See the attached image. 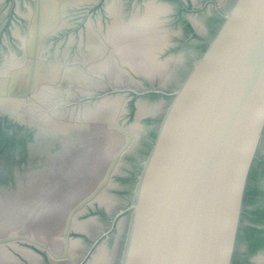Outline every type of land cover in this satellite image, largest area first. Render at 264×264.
I'll return each instance as SVG.
<instances>
[{"label": "water", "instance_id": "water-1", "mask_svg": "<svg viewBox=\"0 0 264 264\" xmlns=\"http://www.w3.org/2000/svg\"><path fill=\"white\" fill-rule=\"evenodd\" d=\"M73 90L60 109L128 100L119 89ZM170 96L127 207L119 264H232L247 177L264 152V0L234 1ZM22 120L0 108L2 133Z\"/></svg>", "mask_w": 264, "mask_h": 264}, {"label": "bare ground", "instance_id": "bare-ground-1", "mask_svg": "<svg viewBox=\"0 0 264 264\" xmlns=\"http://www.w3.org/2000/svg\"><path fill=\"white\" fill-rule=\"evenodd\" d=\"M82 2L84 1L38 0L37 9L31 8L30 5L27 7L28 11H25L27 13H25V17L28 20L29 35L21 39L25 56L22 57L23 59L13 61L12 53L10 60L4 61V72H7L9 64L12 66L11 68H14L16 64L19 67H15L12 72L10 71L8 74L0 76V104L2 102L4 105L12 103L13 106H17L23 103L24 101L22 102L18 96L20 92L26 95L23 98H27L28 102H24L20 107L0 106V108H3L18 119L25 117L35 121L36 117H33L32 111L37 110L38 101L41 104L43 103L41 98H47V91L53 89L52 85H55L56 82L58 83L62 80L60 84L63 87L65 81L67 84L73 81L76 82L75 85L79 91L87 93L88 90H91L89 86L93 84L87 83L84 85L81 83L85 75L82 65L87 68V71L94 66H99L102 71H105V74L111 77V81L114 83H118L120 80L126 81V77L122 76L121 67L123 65H129L130 68H138L142 72H150V75L155 70L158 72L159 85H167L168 81L164 76L165 72L163 73L164 69L167 68V64L158 61V58L156 59L155 57V53L163 48V46L161 48V45L165 41L164 34L167 31L163 32L160 30L162 28L156 27L155 22L159 21V15L166 10L163 9L166 7H163L164 4H156L151 1L145 4L141 12L134 10L124 19L121 16L122 10L119 7L120 0H110L106 6L110 19L105 26L104 33L100 31L101 25L95 27L93 26L94 24L91 25L89 23L93 27L90 26L87 29V52L85 51L86 53H84L83 51L85 63L83 62L84 64L78 66L74 61L72 64H70L71 62L64 63L63 58L61 60H46L44 58L46 62H51L49 71L44 74H42V71L38 73L37 68L39 65L37 63L38 67L35 66L36 60L30 54L35 52V48L40 43L39 39L44 36L43 33H51L56 30V24L54 25V23L58 19V14L61 13L59 12L60 9L66 8L67 5H77ZM172 58L174 59V57ZM19 69H22L21 72H18ZM35 79L41 80L40 86L32 88ZM102 84H104L102 81L94 83L95 86L100 85V87ZM5 87L9 88V92H3ZM58 87L59 89L62 88L61 86ZM29 92H33V98L29 96ZM112 96L115 97L112 98ZM122 102V95L117 94L103 97L93 102H84L80 106L73 105L67 111L60 112L58 116L61 117H59L62 120L61 122L56 120V118H47L46 115L45 119L43 118L44 121L41 120L40 122L49 124L52 128L62 127L63 133L65 131L68 134V138L75 139L74 144H72L73 148L70 147V151L63 152L64 147H61L63 150L56 153L51 151L44 152L43 150L35 152V149H31L26 157L33 158L29 160L37 167L29 165L28 159V165L26 166L21 164L19 166L17 165L18 162H14L12 165L11 163L0 165V187L10 186L12 188L9 195H5L8 201L5 203L6 205L2 201L4 198L2 194L4 193L0 192V264H19L8 250L7 245L9 244L26 256L30 264L38 263L35 259L36 253H34L35 255L31 254V250L28 252L29 249L26 250L20 248L19 245L17 246L16 238L28 242L33 241L41 248L46 245L48 253L53 260L71 261L74 253L72 254L70 249L76 241H65V237L63 240L59 232L75 229L91 233V224L86 219L85 221L78 219V215L83 212L87 204L97 201L111 209L113 199H108L100 191L104 192V187L109 185L108 176H110L111 172L117 170L116 159L119 154L129 148L131 140L129 135L131 132L129 133V130L126 132L116 126V119L124 109ZM161 106L162 104L141 101L137 105V114H159L162 112ZM40 107V109H44L46 106L40 105ZM136 123L134 122L131 127L138 125ZM111 129L115 133H112ZM35 135L29 137L28 142L45 139L38 138L37 134ZM16 154L19 155L20 152ZM20 158L22 157L19 156L15 159ZM63 161H65V164L70 162L64 170L61 167ZM67 175H70V177L65 186H63V181ZM63 188H67L64 193H62ZM104 194L106 193L104 192ZM102 251L91 258L90 264H99L100 262L105 264L112 261V257L109 259L107 256L104 257Z\"/></svg>", "mask_w": 264, "mask_h": 264}, {"label": "flooded vegetation", "instance_id": "flooded-vegetation-1", "mask_svg": "<svg viewBox=\"0 0 264 264\" xmlns=\"http://www.w3.org/2000/svg\"><path fill=\"white\" fill-rule=\"evenodd\" d=\"M18 1L19 0H9L5 14L8 16V19L11 18V20H14L13 25L16 24L17 28L20 31L27 32V27H28L27 18L24 16L23 13H19L14 9L15 5H18L17 3ZM24 1L25 4H23V6L25 8L23 11H25L29 5L31 6V8H33L31 4L33 3L32 0H23V2ZM150 1L156 4H160V3L161 5L164 4L163 7H166L163 8L164 10L166 9L164 11L165 13L162 12L159 15L161 21L159 19V21L155 22L156 25L154 24L156 27H161L162 29L160 28L158 29L162 30L163 32L167 30L164 34L165 41L161 45V48L162 46L163 48L161 50H158L157 53H155L156 54L155 57L156 59L158 58L157 59L158 61L160 62L162 61V63L167 64L166 66L167 68L164 69L163 73L165 72L164 76L167 78L169 84L167 83L166 86L159 85L158 72L155 70L152 71L151 73L152 75H150L149 74L150 72H142L138 68L135 67L130 68L129 65H123L122 67L125 68L123 69L121 67V70L123 71L122 76L126 77V80H128V82L127 81L123 82L119 79L120 82L114 83L113 81H111L112 80L111 77L105 74L104 73L105 71H102V69H98V71L97 69L96 70L92 69V71L90 70L87 71L86 68L88 74L91 73L92 75L97 76L100 79H103L102 82L105 81L104 84L101 85V87L89 86L91 90L98 89L99 91L101 90L100 92H102L105 90L109 91L113 89H119L122 90L128 97V100L125 103L127 108L126 109L127 111L125 113L128 115H126V119L124 117L125 115L123 114L120 115V118H122L120 120H122L121 123L123 125L125 124V122L126 123L135 122L134 119H135V114L137 112L138 102L146 101L147 103L150 102L156 103L153 100L158 99L159 102L157 103L162 104L161 111H163V109L168 104V101L171 97L170 93L173 92L176 87H178L179 83L187 75L188 71L191 68L192 62L205 51L209 42L211 41V39L219 29L225 14L230 10L235 0H225V2L224 0H120L119 7L122 10L121 12L122 18L126 19L130 15V13L134 10H138L139 12H141L145 4ZM109 2L110 0H103V3L99 1V3L96 4L94 2L92 3V5H87L82 8L81 6L73 7L72 13L76 14V17H79L80 15H86L87 13H91V15L99 13L100 16L98 21L93 23L88 22L83 26V28H79L78 25L79 23H76L74 27L77 26L76 29L79 28L78 30L79 35H81L80 40L78 41L77 45L74 44V46L71 49L69 46H68L69 48L66 47L60 51L56 49L55 54L57 53L56 54L57 58L59 59L63 58L62 60L64 62L67 63L71 62L70 64L75 62L77 65H82L85 63L83 60V56L84 53L87 52L86 51L87 46L85 44L87 29L93 24H94L93 26L95 27H98L97 25L99 26L101 25V27L102 26L103 27L102 28L100 27V31L104 33L105 26L107 25L108 20L110 19L106 11V6L108 5ZM80 5H83V3ZM92 17L94 18L95 16ZM89 23L91 25H89ZM197 24L200 26H198ZM163 27L166 29L164 30ZM8 30H10V28H8ZM10 31L12 32V30ZM60 31L61 30H58V34L56 35L57 37L60 36ZM57 37H55L54 42H57L59 40ZM11 42L14 45V49H11L12 51L10 50L11 54L14 53V55H17V57L18 56L21 57L23 53L22 51L23 47L21 43L19 44V41L16 39L11 40ZM183 43L189 44V48H187V50L177 52V50H179L178 48ZM2 44L7 45V43L5 44L3 42ZM190 46L192 47V49H190ZM170 57L171 59H169ZM172 57H174V59ZM168 61L170 62L168 63ZM186 62H188L189 65H187ZM82 66L85 68L84 65ZM166 71L168 73L167 75H166ZM125 72L127 73L125 74ZM76 87L77 86L75 85L73 89H75ZM161 114L162 112L160 114L149 113V114H143V116L141 117L142 119L149 118L152 120L151 128L148 129V132L145 131L146 133L150 134V137L148 140L145 141L147 148L145 149L144 154L139 148V145H142V143H144V140L141 138L142 140L139 141L136 138H134L133 144L131 145L130 143L129 148L122 155V158L127 157L130 159H134L137 162L136 171L133 170L131 166H124L125 167L123 169L124 174H122L121 176V179H127V178L133 179V182L129 188V192L131 194H133V188L135 185L137 175L140 172L142 162L145 156L148 154L151 144L155 138L157 127L161 119ZM136 124H138L137 126H142V123L140 121ZM140 151L142 155L139 154ZM108 180H109L108 181L109 187L110 189L113 190L111 196L109 195L107 196L108 199L111 200L113 199L112 200L113 205L111 209H108L105 205L100 204L97 201H94L91 204H87L83 212L78 215V219H79L80 215L85 213H90L91 211L101 213V215H98L99 217L88 216L86 218L79 219L84 221L86 219L91 224L92 232L88 233L86 231H80L75 229H69L66 231L59 232V235L60 237L63 238V240L65 236L64 233H68L66 234L67 237H65V241L67 240L76 241L74 242L75 244L72 245V248L70 249L72 250L71 251L72 254L74 253L71 261L53 260L50 254L48 253V247H46V245L43 248H41L37 246L33 241L22 242L17 240L18 238H16L15 242L17 246L19 245L20 248L26 250L29 249L28 252H30L31 250L30 252L31 254L36 253V255L35 254L34 255L36 261L38 262L37 264H87V263L90 264L92 261L91 258H93V256L96 255L97 253H100L101 250H103L102 253H104V257L107 256L108 259L114 255L112 257V261L106 262L105 264H117L120 259V255L122 254L125 235H126L128 216L124 215V213L126 214L128 212L127 206L131 202V197L129 200H126L128 204L123 205V207L120 209H115L116 202L114 203V198H116V196L114 194L119 190L124 189L125 185L123 182H121V180H118L115 183L112 182L113 184L110 182V178H108ZM104 216L106 217L107 220L104 218ZM99 218L100 219L103 218L102 221ZM114 226L116 228L124 226V228L121 233V238L119 239V242L117 244V249L114 252V254L111 255L109 244L114 238L112 234V231L115 228ZM9 245H7L8 250L11 252V254H13V256L16 258V261L19 262V264H30V261L26 256L21 254L12 245L10 246ZM115 254L117 255V257H115ZM99 264H102V262H100ZM232 264H264V152L263 151H261L258 154V156L255 158L247 177V183L243 196L242 212H241L240 223L236 236V243L233 253Z\"/></svg>", "mask_w": 264, "mask_h": 264}, {"label": "rangeland", "instance_id": "rangeland-1", "mask_svg": "<svg viewBox=\"0 0 264 264\" xmlns=\"http://www.w3.org/2000/svg\"><path fill=\"white\" fill-rule=\"evenodd\" d=\"M83 1L84 2H82V3H83L84 6L80 5L82 3H79L77 5H74V4L73 5H67L66 8L63 7L62 9H60L59 12H61V13L58 14V16H57L58 19L56 18L57 20L54 23V25L56 24L55 25V29L56 30L54 32H51V33H43L44 36H42L39 39L40 43H39V45H37V48H35L36 49L35 52L33 54H30L31 57L35 58V60H36V62H35L36 65L35 66H37V63L39 65V67L37 66L38 68L36 67L37 70H38V73H40V71H42V74L48 73L47 71H49L51 62L48 63V62H46V60H51V59L52 60H56V59L57 60H61V59L55 57L56 56V54H55V50L56 49H58L60 51L63 48H66L68 46L71 49L74 46V44L77 45V43H78V41L80 40V37H81V35H79V31H78L79 28H83V26L86 23H88V22L93 23V22L98 21L99 16H100L99 13H96L94 15H91V13H87L86 15H80L79 17H76V14L72 13V9L75 6H81V8H82V7H85L87 5H92V3H94V2L96 4H98L99 1L101 3H103V0H89V1L83 0ZM8 2H9V0H0V72H4V67L5 66H3V63H4V61H9L10 60L11 51H12L11 49H14V45L11 42V40L16 39V40L19 41V44H20V43H22L21 42L22 37L26 38V35H27V37L29 35L28 27H27V34H25L26 32L20 31L17 28L16 24L13 25L14 24V20H11V18H9L10 19V21H9L8 16L5 14L6 10H7V7H8ZM32 2L33 3H31V4H32V6L34 8L35 7V1L32 0ZM17 3H18V5H15L14 9L17 12H19V13H23L24 16H25L27 14L25 11H28V9L23 11L24 8H25L23 6V4H25V1L23 2V0H19ZM92 16H95V17L93 18ZM76 23H79L78 24L79 25L78 29H76L77 26L74 27V25ZM56 27L57 28L60 27V28L57 29ZM8 28H10V30H12V32L10 30H8ZM13 30H14V32H13ZM58 30H61V31H60V36L57 37L56 35L58 34ZM50 34H52V35H50ZM55 37H57L59 39L57 42H54ZM86 39H87V33H86ZM60 40H62V41H60ZM41 41H42V43H41ZM2 42L5 43V44L7 43V45L2 44ZM85 44H86V42H85ZM39 47H40V49H39ZM187 48H189V44L183 43L178 48L179 50H177V52H181V51L187 50ZM190 49H192L191 46H190ZM23 56H25L24 50H23V53H22L21 57H19V56L17 57V55H14V53L12 54L11 57H13L12 58L13 61H18V59H23L22 58ZM21 62H19V63H21ZM64 63L67 64V62H64ZM186 64L189 65L188 62H186ZM78 66H81V65H78ZM11 67L12 66H10V64H9L8 71H9V69ZM15 67L16 68L19 67L18 64H16ZM13 69L10 70V71L12 72ZM82 69H83V71L86 72L85 75L83 76L84 79L81 82L82 84L86 85L87 83H89L90 85L93 84V85H91L93 87L100 86V85L95 86L94 83H96L97 81H103V79H100L99 77L94 76L91 73L88 74L86 69L83 68V66H82ZM92 69H100V67L99 66H94ZM92 69H89V70L92 71ZM21 70L22 69H19L18 72H21ZM2 74L6 75V73H0V76ZM91 75H92V77H94L93 80H91V78H92ZM96 79H99V80H96ZM40 81L41 80H39V79L38 80L35 79V81L33 82V87L32 88L40 86L39 85ZM61 81L62 80H60L58 83L56 82L55 85H52L53 89H51L50 91H47L48 92L47 93L48 96H47L46 99L45 98H41L42 101H43L42 104L39 103V101L37 102V105H36L37 106V110H36L37 112L35 110L32 111L33 117L34 116L36 117V118L34 117L35 121L31 120V119H27V118L24 117L22 122L19 124V126L18 125H9V126L7 125L8 127L5 126V129H7L9 131H7V132L5 131L4 133H2L1 127H0V165L8 164V163H11V165H12V163H14V162H18L17 165H19V166L28 165V163L30 162L29 159H33V158L26 157V155L29 153V151H31V149H35L34 150L35 152H40L41 150H43L44 152L51 151L53 153H56V152H60L61 150H63L61 147H64V151L63 152H67V150L70 151V149L73 148L72 144H74V142H75L74 140L75 139L68 138L67 137L68 134L65 133V131L63 133V131H62L63 128L62 127H56L57 128V130H56V128H52L51 125H49V124L47 125L45 123L43 124V123L40 122L41 120L44 121L46 115H47V118H53V119L56 118V120H58L59 122L62 121L60 119L61 117L58 116V115L60 114L61 111H64V112L67 111V110H64V109H60V107L63 106L62 105V103L64 102L63 98L66 97V95H68V94H69L68 96H71L72 95L71 93L75 92V91H72V90H73V87L75 86L76 82L72 81V82L67 84V82L65 81L63 83V87H62V84H60ZM58 86H61L62 88L60 87L61 89H59ZM50 88H52V87H50ZM3 92H9V88L5 87L3 89ZM31 93L29 94V96L31 98H33V92H31ZM18 96L21 98L22 102L23 101L24 102H28L27 98H26L27 101H25L26 99L23 98V97L26 96V95H23V92L22 93L20 92ZM114 97L115 96H112V98H114ZM112 98H110V99H112ZM42 101H40V102H42ZM153 101H155L156 103L159 102L158 99L153 100ZM24 102L19 104V105H17V106H13L12 103L4 105L3 102H2L0 104V106L15 108V107L22 106L24 104ZM157 104H160V103H157ZM40 105H43L44 107L45 106L46 107L44 109H40L41 108ZM124 108H126V105H125ZM77 109H79V108H77ZM23 112L26 113L25 111H23ZM124 113L125 112H122V114L125 115L124 117L126 119V115H128V114H126V113L124 114ZM120 119H122V118L117 119L116 126L119 127L120 129H122L123 131L128 132V130H129V133L131 132L130 134L128 133L131 136L130 137V139H131L130 143L134 140V138H136L139 141L142 140V139L144 140V143H142V145H139V148L141 149L142 153L144 154V151L147 148V146L145 144V141L148 140L149 137H150V134L146 133V132H148V129L151 128L152 120L149 119V118H143L142 119L140 117L139 121L142 123V126L134 125L133 127H131V125H133V122H131V123H126L125 122V124L123 125L121 123L122 120H120ZM123 121H124V119H123ZM126 126H128V127H126ZM124 127H125V129H124ZM60 132H61V135H60ZM111 132L115 133L114 131H112V129H111ZM133 133H134L135 137L133 136ZM35 134H37L38 138H45L46 140L45 139H41V140L36 141V140L33 139L34 141H29L28 142V138L32 137V136H36ZM136 135H138V136H136ZM82 139H83V137H82ZM132 144H133V142L131 143V145ZM141 151L139 153L140 155H142ZM18 152H20L19 155L16 154ZM7 156H8V158H7ZM19 156L22 157V158L16 160L15 158H17ZM27 159H28V163H27ZM69 163L65 164V161H63V164L61 166L63 168V170H64L65 167H68ZM117 163H118V165H117ZM117 163L115 162V164L117 165L118 169L115 170V172L111 175L110 182L111 183L112 182L115 183L116 181L121 180V182H123L124 185H125L124 189L119 190L118 192H116L117 194L116 193L114 194L116 196V198H114V201L116 202V203L114 202L115 205H116L115 209H120V208L123 207V205L128 204L126 202V200H129L130 197L132 199V194L129 192V188H130V186H131V184L133 182V179L132 178L121 179L122 174H124V171H123V169L125 168L124 166H131V168L136 171L137 162L134 159H130V158H127V157L126 158H124V157L122 158L121 157V159ZM29 165H32L33 167L34 166L37 167V165L32 164V162H30ZM69 177H70V175H67V177L64 179L63 186H65V184L68 182V178ZM48 182H49V178H48ZM10 190H12V188H10V186L0 187V192L4 193V194H2V195H4V198L2 200L4 202V204L6 202H8L6 200L7 198L5 197V195H7V194L9 195ZM66 190H67V188H63V192L62 193L66 192ZM103 190H104V192L106 194H104L103 191H100V192H102L103 195H105V196H108V195L111 196V194L113 192V190L110 189L109 185L104 187ZM130 203L128 204V206L130 205ZM3 209H5V208L3 207ZM98 215H101V213L100 212L97 213V212L91 211L90 213H85V214L80 215L79 219H83V218H86L88 216L99 217ZM124 215L128 216L127 217V227H126V233H127L130 212L128 211L126 214L124 213ZM123 216H121V217H123ZM104 218L106 219L105 216H104ZM102 219H100V220L102 221ZM123 228H124V226L118 227V228L115 227L114 230L112 231V234H113L114 238L112 239V241L109 244L110 245V253H111V255H113L114 252L117 249V244L119 242V239L121 238V233L123 231ZM64 234H68V233H64ZM115 257H117L116 254H115ZM120 258H121V255H120ZM119 263H120V259H119L117 264H119Z\"/></svg>", "mask_w": 264, "mask_h": 264}]
</instances>
